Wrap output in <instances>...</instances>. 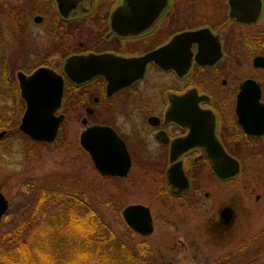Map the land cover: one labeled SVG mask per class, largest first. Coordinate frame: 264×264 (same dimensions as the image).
Segmentation results:
<instances>
[{"label":"flooded vegetation","instance_id":"af4514ba","mask_svg":"<svg viewBox=\"0 0 264 264\" xmlns=\"http://www.w3.org/2000/svg\"><path fill=\"white\" fill-rule=\"evenodd\" d=\"M17 1L0 0V3L12 6ZM161 2L163 9L155 18L153 13ZM40 3L53 8L58 20L66 25L69 38L66 42L70 40L61 49L67 57L58 73L64 75L65 60L75 55H110L127 61L146 59L139 78L123 86L110 84L100 75L81 85L65 79L62 106L56 114L64 115V124L68 108L79 122L85 123L80 134L82 149L81 135L88 128L104 127V131L117 135L129 155L127 175L103 177L128 178L137 168L134 173L139 169L157 184L164 203L182 200L189 212V207L196 206L201 188L198 184L206 175L210 173L217 181L229 183L241 174L243 164L235 152H251L253 143L264 138V134L245 132L238 111L239 95L249 81L260 88V103L264 104V0H141L121 20L114 18L118 9L132 4L131 1L65 0L67 17L59 12L57 0H26L24 5L16 6L39 8ZM131 11L139 12V16H129ZM42 21L41 16L34 19L38 24ZM7 79L9 99L22 105L20 131L27 105L19 84L16 86L18 73L16 80ZM197 106L205 130L212 124L225 152L240 162L238 176L221 180L213 171L215 164L206 148L200 145L189 148V118ZM20 110L21 107L14 111V118L3 120L0 116V139L15 130ZM250 122L254 124L251 118ZM84 151L96 168L91 155ZM171 168L175 169L176 182L182 185L188 181V190L170 184ZM79 192L83 195L82 190ZM205 196L209 197V193ZM145 207L153 224L149 236L133 231L126 223L144 240L155 232V218L151 208ZM223 209L222 219L216 221L215 227L225 234L236 227L237 219L232 217L231 209Z\"/></svg>","mask_w":264,"mask_h":264},{"label":"rangeland","instance_id":"374dc122","mask_svg":"<svg viewBox=\"0 0 264 264\" xmlns=\"http://www.w3.org/2000/svg\"><path fill=\"white\" fill-rule=\"evenodd\" d=\"M25 1L12 6L0 3V116L3 120L14 118V111L21 107L15 130L0 139V192L8 200L10 212L0 223V235L19 218L23 210L18 208L29 197L28 186L53 182L69 191L82 190L106 225L153 264H264V138L253 143L251 152H235L243 169L234 181L221 183L210 173L206 175L198 184L196 206L188 212L182 200L164 203L157 184L139 169L134 173L137 168L128 178L103 177L80 145L85 123L68 108L55 143H35L19 131L23 109L20 102L14 104L9 99L7 78L16 80L18 72L30 74L41 66L61 72L67 57L61 49L70 42H66V25L53 8L45 3L39 8L27 5V10L16 6ZM36 16L43 21L35 23ZM130 205L151 208L155 232L146 240L130 230L123 218L122 211ZM223 207L231 209L237 219L236 227L225 234L215 227L222 219Z\"/></svg>","mask_w":264,"mask_h":264},{"label":"water","instance_id":"95a60500","mask_svg":"<svg viewBox=\"0 0 264 264\" xmlns=\"http://www.w3.org/2000/svg\"><path fill=\"white\" fill-rule=\"evenodd\" d=\"M120 7L115 15V20H121L124 14L129 13L133 4L141 0H128ZM144 1V0H142ZM164 1V0H163ZM65 0H57L61 15L67 17L64 9ZM258 4V9L260 8ZM136 10L138 7H134ZM163 9L156 6L153 16L157 18ZM129 16L137 18L139 12L131 11ZM41 21L40 17L36 18ZM133 32H137L133 31ZM142 60H121L110 55H75L65 60L63 67L64 75L57 73L48 67H39L31 74L26 75L18 72L21 96L26 102V110L23 115L20 131L32 141L51 144L57 139L64 115L56 113L62 106L65 89V78L73 84L81 85L90 81L95 76H105L110 84L126 85L137 80L144 70ZM260 88L253 82H246L239 95L238 111L240 121L248 134L260 136L264 134V104L260 103ZM251 98L250 102H248ZM252 101V103H251ZM197 107L194 109L193 117L189 118V148L193 146H204L214 161L213 171L221 180H229L239 175L241 164L230 157L218 142L213 125L209 130L203 127V115ZM252 119L253 125L250 122ZM104 127L88 128L81 135V144L91 155L92 160L102 176L127 175L130 169V158L123 143L113 131H104ZM257 130V131H256ZM175 169H170V184L174 188L188 190L190 184L187 180L181 185L175 181ZM9 209V202L0 192V222ZM123 217L127 224L136 232L149 236L153 232L152 218L149 209L142 205H132L123 211Z\"/></svg>","mask_w":264,"mask_h":264},{"label":"trees","instance_id":"16d2710c","mask_svg":"<svg viewBox=\"0 0 264 264\" xmlns=\"http://www.w3.org/2000/svg\"><path fill=\"white\" fill-rule=\"evenodd\" d=\"M25 191L23 211L0 235V264H151L106 225L79 189L41 181Z\"/></svg>","mask_w":264,"mask_h":264}]
</instances>
